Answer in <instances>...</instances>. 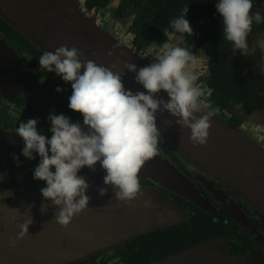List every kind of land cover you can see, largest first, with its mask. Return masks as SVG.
Listing matches in <instances>:
<instances>
[{"label": "flooded vegetation", "instance_id": "obj_1", "mask_svg": "<svg viewBox=\"0 0 264 264\" xmlns=\"http://www.w3.org/2000/svg\"><path fill=\"white\" fill-rule=\"evenodd\" d=\"M74 1L85 16L93 17L94 22L103 30L122 43L132 45L139 53L141 49L135 42L138 41V32L131 30L139 13L135 6L122 10L121 16L118 9L120 0H112L113 3L103 7L89 6L88 0ZM256 2L258 5L253 6L252 12L259 11L264 15V0H256ZM179 13L178 11L171 18H176ZM141 16L143 14L138 19L139 34L143 40L146 37V42L151 37L145 50L161 47L160 43L168 42L171 33H175L168 27L169 25H165V29H170L166 37H163L157 30H150L151 21H143ZM255 27L263 28L264 22L259 24L253 22L252 28ZM164 30L161 33L165 32ZM212 34L216 35L215 30ZM259 34H264V30L256 34L252 31L248 33V54L245 55L248 59L246 58L247 65H245L248 70L247 84L252 90L251 95L255 98L253 94L255 90L256 95L262 97L260 98L262 106L245 111L243 102L220 106L210 100V95L201 99L211 111L214 110V113L264 148V121L257 122L248 117L253 111L264 109V48L256 49L254 46L255 36ZM178 35L174 42L176 46L184 42L183 36ZM124 39L126 41H123ZM0 43L7 44L15 52L23 67L21 73L23 77L17 79L12 77L10 80L14 91L4 84L7 79L0 81V136L4 139L0 144L1 205L45 186L43 181L34 180L32 176V170L38 163L39 157L28 160L20 154L23 142L15 133L19 121L39 117L38 129L42 130L43 134L50 135L48 132L50 125L46 120L49 111L55 109L56 113L67 115L73 122H82V117L81 114L67 107L68 97L71 94L70 84L63 82L54 72L46 73L39 66L38 58L44 50L2 14H0ZM220 45L224 46L221 36L219 40L208 38L202 41L198 59L205 63L197 84L206 85L210 75V62L212 58L218 56L215 53V56L210 57L211 50ZM147 53L145 52L146 59L150 61L152 57ZM236 55H241L240 50H237ZM11 72L8 69L7 75ZM18 80L22 82L21 85L18 84ZM25 81L26 83H23ZM57 85L65 90L57 93L55 91ZM24 86L28 92V99L20 93L22 91L19 88ZM5 88L8 90L3 93ZM16 88L19 91H15ZM210 90L213 91L212 88ZM13 112L16 113L15 116L12 115ZM155 158L161 167L158 164L156 166L154 161V167H157L155 171H152L151 167H144L145 170L141 168L138 172L139 183L141 191L148 193L147 198L157 202L155 206L151 205V209L168 220L151 231L99 250L88 258L87 264H151L206 241L218 239L229 254L234 256L255 254L264 264V215L235 194L219 178L180 155L162 138H159ZM96 167L101 168L99 162ZM88 170L90 169L85 167L78 174Z\"/></svg>", "mask_w": 264, "mask_h": 264}, {"label": "clouds", "instance_id": "obj_2", "mask_svg": "<svg viewBox=\"0 0 264 264\" xmlns=\"http://www.w3.org/2000/svg\"><path fill=\"white\" fill-rule=\"evenodd\" d=\"M253 3L254 0H215L223 37L232 43L233 55L237 50L241 55L248 54L247 36L253 22H264V15L259 11L252 12ZM187 10L170 21L173 32L193 34L192 25L186 18ZM260 47L264 48V42ZM143 51L139 54L146 58ZM153 52L156 61L144 67L124 63V68L135 73V81L146 90L135 93L125 88L123 70L114 72L115 65L106 67L87 59L75 46L61 45L39 56V66L46 73L54 72L70 84L67 107L82 117V122H73L53 109L46 117L50 135L38 129L39 117L20 120L15 130L23 142L20 154L28 160L39 157L32 176L34 180L44 182L41 196L55 206L53 215L59 225L67 226L88 206L90 197L86 191L89 185L78 173L85 167L95 171L97 162L105 172L103 184L112 187L118 200L133 204L143 197L138 172L158 152L157 112L166 110L176 117L177 124L190 130L189 140L194 145L207 142L214 110L197 114L201 113L202 107H207L201 98L211 95V90L197 84L199 76L191 70L195 67L192 53L186 47L169 43H162L161 47L146 53L153 55ZM64 90L59 85L55 87L57 93ZM161 90L167 93L166 101L157 98L156 94ZM106 192V187L98 189L101 196ZM150 203V200L143 201L145 207ZM31 207L29 204L26 213ZM44 207L42 204L41 210ZM32 223V217L28 215L19 224L17 236L10 238V246H15L16 241L28 233Z\"/></svg>", "mask_w": 264, "mask_h": 264}, {"label": "water", "instance_id": "obj_3", "mask_svg": "<svg viewBox=\"0 0 264 264\" xmlns=\"http://www.w3.org/2000/svg\"><path fill=\"white\" fill-rule=\"evenodd\" d=\"M0 14L44 51H54L61 45L75 46L87 59L106 67L115 65L112 69L114 72L123 70L125 88L134 93L146 91L135 81V73L124 68V63H133L139 68L151 62L135 52L129 44L122 43L103 30L93 17L85 16L74 0H0ZM8 69L12 72L7 75ZM22 71L23 67L15 52L7 44L0 43V81L7 79L4 84L13 90L10 80L12 77H23ZM18 82L22 84L20 80ZM19 89L28 99L25 86ZM6 90L8 88L3 93ZM15 91L19 90L16 88ZM156 95L165 101L168 99L163 90ZM208 111H211L208 107H202L201 113L197 115ZM248 117L257 122L264 121V109L253 111ZM176 119L166 110L156 113L160 138L188 161L219 178L264 215V148L214 112L210 118L207 142L194 145L189 140L190 130L182 128L175 122ZM3 140L0 136V144ZM154 161L156 166L161 167L154 156L142 168L151 167L155 171L157 167H154ZM78 175L85 177L89 185L86 195L90 199L88 206L75 215L67 226L55 221V206L44 200L40 191L27 193L21 199L16 198L0 206V264H75L99 250L151 231L168 220L151 209V205L157 204L155 200H150V205L144 206L143 201L149 200L148 193L143 192V197L133 204L118 200L112 187L103 184L105 172L101 168L95 167V171L88 170ZM100 187L107 188L102 196L98 194ZM29 204L32 207L26 213ZM42 204L45 205L43 210ZM28 215L33 220L28 226V233L17 240L15 246H10V238L17 236L19 224ZM151 264L262 263L255 254H229L218 239L206 241Z\"/></svg>", "mask_w": 264, "mask_h": 264}, {"label": "trees", "instance_id": "obj_4", "mask_svg": "<svg viewBox=\"0 0 264 264\" xmlns=\"http://www.w3.org/2000/svg\"><path fill=\"white\" fill-rule=\"evenodd\" d=\"M108 3L113 2L112 0H88L87 5L103 7ZM119 4L120 6L118 9L120 10L119 13L121 16L122 10L132 8L131 6H135L139 11L138 16L134 20V24H132L131 30L138 32V41L135 42L141 50H145L147 43L151 41V37L149 41L146 42V37L143 40L141 34H139L140 28H138V19L141 14H143V16H141L143 21H151L150 30L155 29L160 32L163 37H166L170 28L165 29V25H169L168 27H170V21L173 20L171 16L174 17L178 11L180 12L178 16H180L187 8L186 18L192 25L193 34H181L180 37L183 36L184 42L180 46L186 47L192 53L195 60H198L200 56L199 53L201 51H199V49L203 40L208 38L219 40V37H222L224 46L220 45L219 47H214V50H211L210 57L215 56V53L218 56L212 58L213 60H211L209 65L211 68L206 86L213 90L210 95V100L220 106L243 102L246 107L245 111L250 110V108L262 106V99H260L262 97L258 96V94L256 95V91L254 90L253 94L255 98H253L251 95L252 90L247 84L248 70L246 65L248 58L245 57V55H233L232 43L225 40L223 37V25L215 9V0H144L143 2L139 0H120ZM256 5L258 4L256 0H254L253 6ZM150 7L152 8L145 11ZM163 30L165 32L161 33ZM213 30H215L216 35L212 34ZM263 30L264 27H255L252 28L251 31L256 34ZM178 36L177 33H171V39L164 43L174 45ZM87 261L88 258H83L75 264H87Z\"/></svg>", "mask_w": 264, "mask_h": 264}, {"label": "rangeland", "instance_id": "obj_5", "mask_svg": "<svg viewBox=\"0 0 264 264\" xmlns=\"http://www.w3.org/2000/svg\"><path fill=\"white\" fill-rule=\"evenodd\" d=\"M82 9L85 10V8H82ZM123 41H126V40L124 39ZM262 42H264V34H259V35L255 36V45L254 46H255L256 49L262 48V47H260V45H261ZM139 51H141V50H139ZM148 51L149 50H146V51H143V52H148ZM150 56L152 57V59L150 61L152 63L155 62L156 61V57L154 56V52H153V55L150 54ZM204 63H205V61H201L199 59L198 60H195V67L192 68L191 70L195 71L198 74V76L201 75V73H202L201 69L203 68ZM40 189L41 188H39V189H37L35 191H32V193L37 192V191H40ZM29 193H31V192H29ZM22 197H23V195H20V196L15 197L14 199H16V198L17 199H21ZM8 202H10V201H8ZM0 206H2V204Z\"/></svg>", "mask_w": 264, "mask_h": 264}]
</instances>
